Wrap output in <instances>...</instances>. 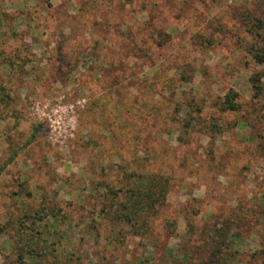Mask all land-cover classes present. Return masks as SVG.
<instances>
[{
	"label": "rangeland",
	"instance_id": "obj_1",
	"mask_svg": "<svg viewBox=\"0 0 264 264\" xmlns=\"http://www.w3.org/2000/svg\"><path fill=\"white\" fill-rule=\"evenodd\" d=\"M256 52L264 0H0V264H264ZM134 173L170 178L141 236Z\"/></svg>",
	"mask_w": 264,
	"mask_h": 264
},
{
	"label": "trees",
	"instance_id": "obj_2",
	"mask_svg": "<svg viewBox=\"0 0 264 264\" xmlns=\"http://www.w3.org/2000/svg\"><path fill=\"white\" fill-rule=\"evenodd\" d=\"M255 58L257 63H264V55L262 53L256 52ZM250 80L255 92L254 98L259 102L261 101L262 106H264V84L262 83V77L256 74L253 75ZM219 99L218 104L223 111H238L240 109L239 93L234 89H230ZM130 179L131 181L127 187L122 186L119 188L128 190L125 192V198L123 201L120 202L119 205L117 204L118 208L114 207V209L118 212V218L130 224L136 236H141L150 231L151 218L156 216L160 207L165 203L170 189V178L159 173L149 175L144 173H134ZM108 208H110V206L106 208L107 212L109 210ZM106 209L104 210L106 211ZM40 212L48 217L50 216V213L54 214L57 211L50 209L49 213H46L42 210H35L34 215L30 217L32 220L31 225H36V220H43L44 215L42 216ZM36 214L39 215L36 217ZM35 218L37 219L35 220ZM56 222L57 220L55 219L53 225H55ZM168 224L170 225L172 223L169 222ZM32 229H35L34 226ZM36 233L39 234L38 232Z\"/></svg>",
	"mask_w": 264,
	"mask_h": 264
}]
</instances>
